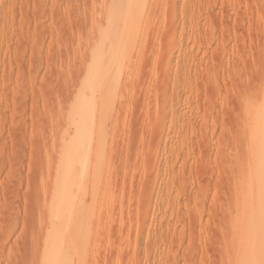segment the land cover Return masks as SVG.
Here are the masks:
<instances>
[{"label":"rangeland","instance_id":"rangeland-1","mask_svg":"<svg viewBox=\"0 0 264 264\" xmlns=\"http://www.w3.org/2000/svg\"><path fill=\"white\" fill-rule=\"evenodd\" d=\"M263 239L264 0H0V264Z\"/></svg>","mask_w":264,"mask_h":264},{"label":"bare ground","instance_id":"bare-ground-1","mask_svg":"<svg viewBox=\"0 0 264 264\" xmlns=\"http://www.w3.org/2000/svg\"><path fill=\"white\" fill-rule=\"evenodd\" d=\"M263 241H264V239H263ZM254 259H256V258H254ZM255 264H257V263H255Z\"/></svg>","mask_w":264,"mask_h":264}]
</instances>
